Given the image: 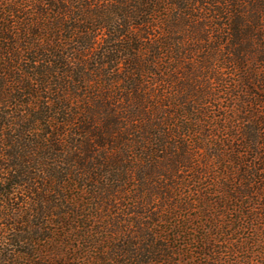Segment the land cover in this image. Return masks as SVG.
Returning <instances> with one entry per match:
<instances>
[{
  "label": "trees",
  "instance_id": "16d2710c",
  "mask_svg": "<svg viewBox=\"0 0 264 264\" xmlns=\"http://www.w3.org/2000/svg\"><path fill=\"white\" fill-rule=\"evenodd\" d=\"M0 264H264V0H0Z\"/></svg>",
  "mask_w": 264,
  "mask_h": 264
}]
</instances>
